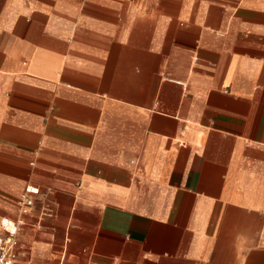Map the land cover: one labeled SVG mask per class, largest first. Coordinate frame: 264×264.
<instances>
[{
	"label": "crops",
	"instance_id": "1",
	"mask_svg": "<svg viewBox=\"0 0 264 264\" xmlns=\"http://www.w3.org/2000/svg\"><path fill=\"white\" fill-rule=\"evenodd\" d=\"M2 220L20 264H264V0H0Z\"/></svg>",
	"mask_w": 264,
	"mask_h": 264
},
{
	"label": "built area",
	"instance_id": "2",
	"mask_svg": "<svg viewBox=\"0 0 264 264\" xmlns=\"http://www.w3.org/2000/svg\"><path fill=\"white\" fill-rule=\"evenodd\" d=\"M39 188L28 184L18 200L22 211L33 204V195L37 194ZM21 254L18 240V223L14 220L0 222V264H20L18 259Z\"/></svg>",
	"mask_w": 264,
	"mask_h": 264
}]
</instances>
